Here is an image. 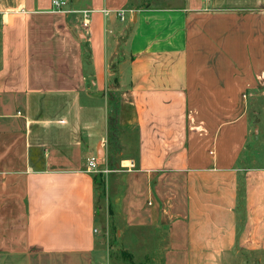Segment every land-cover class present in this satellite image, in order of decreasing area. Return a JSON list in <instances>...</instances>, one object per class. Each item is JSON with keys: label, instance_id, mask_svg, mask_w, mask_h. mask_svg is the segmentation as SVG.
<instances>
[{"label": "crops", "instance_id": "0c3cea01", "mask_svg": "<svg viewBox=\"0 0 264 264\" xmlns=\"http://www.w3.org/2000/svg\"><path fill=\"white\" fill-rule=\"evenodd\" d=\"M66 1L0 0V264L264 254V0Z\"/></svg>", "mask_w": 264, "mask_h": 264}, {"label": "rangeland", "instance_id": "374dc122", "mask_svg": "<svg viewBox=\"0 0 264 264\" xmlns=\"http://www.w3.org/2000/svg\"><path fill=\"white\" fill-rule=\"evenodd\" d=\"M263 103V102H262ZM114 118V117H113ZM111 125L112 127L115 129L116 124H115V120L111 121ZM112 130V129H111ZM113 130L112 132H110V141H112V152L116 149L115 145L113 144ZM256 143L255 140H251L249 143V146L247 148V153L251 151H253L254 148V144ZM117 150H115L116 153ZM132 151V150H131ZM126 152H130V151H126ZM95 153V152H94ZM259 153H260V157L258 159L259 163H261L262 165H264V144H262L261 148H259ZM100 159H103V151L102 148L100 149ZM111 161V160H110ZM115 163L113 162L112 164V169H114V165ZM127 166H130L129 163L126 164ZM110 167V168H111ZM111 177V176H110ZM103 179L101 177H98V184L96 186V190H97V196H98V204H105V197H104V191H103V187H102V181ZM111 198V195L108 191V195H107V199ZM112 202V201H111ZM109 203V201H108ZM106 211L107 208H105L104 210L100 211V218H99V226L102 227L103 226V220L106 217ZM128 231L125 232V236L122 239H118V242H116V238H117V229L113 228L111 225L108 226V224L106 225V228L103 231V235L105 237L106 240H108L109 245H111L112 242H116L117 244V248L121 249L122 247H124L126 250H128L130 253H133L135 255V259L134 261L136 263L139 262H143V260H140L141 258L143 259V254L144 256H146L148 253H150V251L145 254L146 252H144V250L146 249V247H148V249H151V246L154 245V240L152 237L149 236H143V230H139V228H132V229H127ZM149 234H152L151 232ZM161 240V238H160ZM158 244L156 247L160 248L162 247V245L164 244L163 241H157ZM158 251V254H160V250H156ZM155 251V252H156ZM123 256L126 257V255L123 254ZM122 256V257H123ZM122 262H126V260H122L120 259ZM226 264H264V254L260 255L258 253H254V254H249L247 255L244 252H239V254L234 257L231 262H227Z\"/></svg>", "mask_w": 264, "mask_h": 264}, {"label": "built area", "instance_id": "2783aa9c", "mask_svg": "<svg viewBox=\"0 0 264 264\" xmlns=\"http://www.w3.org/2000/svg\"><path fill=\"white\" fill-rule=\"evenodd\" d=\"M53 10L55 12H68L65 10V8L68 5V2L66 0H51ZM89 14L88 12L83 13V21H82V27L84 29H88L89 27ZM101 159L98 156L91 157L87 161V172L92 174H101V173H110V169H101Z\"/></svg>", "mask_w": 264, "mask_h": 264}, {"label": "trees", "instance_id": "16d2710c", "mask_svg": "<svg viewBox=\"0 0 264 264\" xmlns=\"http://www.w3.org/2000/svg\"><path fill=\"white\" fill-rule=\"evenodd\" d=\"M98 177H101L102 179H103V176H97V177H95V183H96V186H97V184H98ZM103 181V183H102V187H103V191H104V180H102ZM126 255V257L128 258V260L130 261V264H134V263H132L131 262V258H130V255L129 254H125ZM125 257V256H124Z\"/></svg>", "mask_w": 264, "mask_h": 264}]
</instances>
